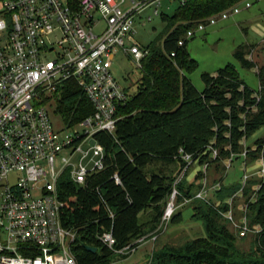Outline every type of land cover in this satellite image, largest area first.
<instances>
[{"label": "trees", "instance_id": "obj_1", "mask_svg": "<svg viewBox=\"0 0 264 264\" xmlns=\"http://www.w3.org/2000/svg\"><path fill=\"white\" fill-rule=\"evenodd\" d=\"M238 1L189 0L172 17H165L166 35L143 46L148 54L141 61L137 90L130 93L126 89L129 98L118 106L115 131L94 135L104 147L103 169L89 174L83 185L67 174L60 179L61 221L76 232L71 251L77 264H113L118 258H128L114 249L155 230L174 180L168 167L178 166V172L185 163L182 154L221 171L227 160H238L244 150L248 160L259 158L264 135L252 145L244 144L264 127V66L257 72L258 89L251 88L231 64L213 74L203 73L202 90L188 76L198 64L187 48L193 37L184 39L185 33ZM181 39L185 40L183 45L178 44ZM253 48L254 44H241L235 49L234 56L244 68L257 66L248 58ZM54 96L55 112L68 125L79 123L93 111L86 95L72 81ZM213 151L217 152L215 156ZM155 164L161 166L149 169ZM203 175L197 172L196 185L184 179L179 184L181 192L192 196L201 187ZM261 181L262 186L254 190L259 179H250L244 191L247 198L249 191L256 195V200L248 204V216L251 226L261 228L253 234L248 251L237 246L229 222L219 213L228 209L227 199L239 189L240 180L233 186L220 181L216 200L210 197L209 203L200 199L191 203L193 217L201 220L204 236L154 249L145 264H264V178ZM217 202L219 207L215 206ZM147 214L148 219L142 220ZM181 221L179 210L170 223ZM104 232L114 237V249L100 240ZM86 246L97 250L91 252Z\"/></svg>", "mask_w": 264, "mask_h": 264}, {"label": "built area", "instance_id": "obj_2", "mask_svg": "<svg viewBox=\"0 0 264 264\" xmlns=\"http://www.w3.org/2000/svg\"><path fill=\"white\" fill-rule=\"evenodd\" d=\"M164 1H176L180 7L189 0H0V264H77L71 251L76 232L62 224L58 183L67 174L83 185L89 174L103 169L104 147L94 135L115 131L118 106L129 98L113 73L114 61L121 52L140 68L148 49L132 41L135 22L150 9L161 14ZM240 5L248 9L253 3L241 0L199 21L184 39L239 13ZM70 81L86 95L93 111L79 123L64 122L57 129L51 113L60 116L54 94ZM89 139L95 144L82 151ZM78 152L82 157L75 162ZM246 153L241 154L243 163ZM181 157L185 163L173 180L155 230L121 249H114L111 232L100 236L116 254L131 255L144 242H155L180 206L196 199L210 202L207 163L200 165L204 173L200 189L188 197L181 192L179 184L196 163L189 154ZM258 160L262 165L257 176L248 174L243 164L239 189L227 199L228 209L219 211L241 237L261 230L250 225L248 216L254 192L237 210L233 205L252 177L259 179L254 190L262 186L264 149ZM114 178L120 183L117 175ZM212 188L221 189V183Z\"/></svg>", "mask_w": 264, "mask_h": 264}, {"label": "rangeland", "instance_id": "obj_3", "mask_svg": "<svg viewBox=\"0 0 264 264\" xmlns=\"http://www.w3.org/2000/svg\"><path fill=\"white\" fill-rule=\"evenodd\" d=\"M250 2L253 3L250 8L245 9L243 5H240L241 11L239 13L231 15L228 19L220 20L215 25L206 27L204 31L198 32L195 37L189 40L187 46L189 56L194 59L198 65L195 70L188 73V76L195 87L199 90L204 88V83L201 78L203 73L207 72L213 74L219 68L226 67L229 64L234 67L240 77L243 78L251 88H260L257 72L260 67L264 66V0L258 2L250 0ZM162 3V7L159 8L160 12H162L161 14L154 15L152 9H150L143 15V19L136 20L134 25L136 32L134 38L132 37L133 42H136L141 46H148L159 35H166L167 29L165 17H172L179 5L176 1H164ZM231 6L223 10L228 9ZM216 14L218 13H215L214 15ZM149 15H151L150 19L145 18ZM250 43H254V48L248 55V58L254 61L257 66L255 68H244L235 58L234 52L238 45ZM112 70L115 77L125 89H128L130 93H134L137 90L140 70L135 66L133 61L119 52L114 61ZM51 113L55 128H62L64 125L63 119H61L60 116L53 114V111ZM263 135L264 127L259 129L251 140L244 144V146L252 145V141ZM94 144V139H89L83 144L82 151H87ZM81 157L82 152H78L74 156L73 161L79 162ZM243 161V157L241 156L238 160L232 162L230 166H228V164L225 165L224 171H221L214 166L208 168L206 183L209 194L213 195V200H216L217 192L214 191L212 187L220 181H223L226 185L233 186L242 176L243 164L247 165L248 174L257 176L255 172L260 169L262 165L260 160L247 159L245 163H243ZM160 166L161 164H155L150 166L149 169H157ZM168 168H170L171 174H173V177L175 178L178 166ZM200 169V164L194 163L188 169L185 180L188 183L195 182L194 185H196L198 182L194 179H196V174ZM250 194H253V192L249 191L248 195ZM246 198L247 196L243 195L233 202L236 210L241 207L242 201ZM179 210L182 214V221L179 224L169 223L165 225L159 233V238H157L155 242H152L153 245L150 244L149 248L145 249L147 244H143L134 253L129 255L128 258H118L113 264H145L148 255L154 249L165 244L180 245L188 239L204 236L205 232L202 222L193 217L192 206L187 204ZM145 219H148V214L147 216L145 215L142 217V220ZM229 229L236 235L237 246L244 252L248 251L252 245L254 237L253 233L249 232L241 237L232 225H229Z\"/></svg>", "mask_w": 264, "mask_h": 264}, {"label": "crops", "instance_id": "obj_4", "mask_svg": "<svg viewBox=\"0 0 264 264\" xmlns=\"http://www.w3.org/2000/svg\"><path fill=\"white\" fill-rule=\"evenodd\" d=\"M250 44H252V43H250ZM253 44H254V43H253ZM211 197L213 198V195H212ZM191 203H192V202H191ZM191 203H190V205H191ZM185 205H187V204H185ZM185 205L180 206V207L178 208V210L181 209V208H182L183 206H185ZM178 210H177V211H178ZM161 236H162V235H161ZM158 238H159V237H158ZM143 244H147V246H146L145 249L149 248L150 244L153 245V243H152L151 241L144 242ZM143 244H141V245H143ZM141 245H140V246H141ZM140 246H139L138 248H140ZM151 248H152V247H151Z\"/></svg>", "mask_w": 264, "mask_h": 264}, {"label": "water", "instance_id": "obj_5", "mask_svg": "<svg viewBox=\"0 0 264 264\" xmlns=\"http://www.w3.org/2000/svg\"><path fill=\"white\" fill-rule=\"evenodd\" d=\"M87 250L91 251V252H95L97 249L95 247H91V246H86Z\"/></svg>", "mask_w": 264, "mask_h": 264}]
</instances>
